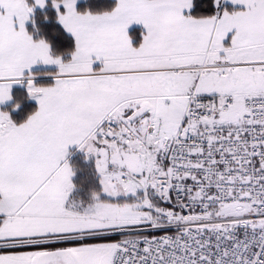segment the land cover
I'll return each mask as SVG.
<instances>
[{"label":"snow or ice","instance_id":"1","mask_svg":"<svg viewBox=\"0 0 264 264\" xmlns=\"http://www.w3.org/2000/svg\"><path fill=\"white\" fill-rule=\"evenodd\" d=\"M0 264H264V0H0Z\"/></svg>","mask_w":264,"mask_h":264}]
</instances>
